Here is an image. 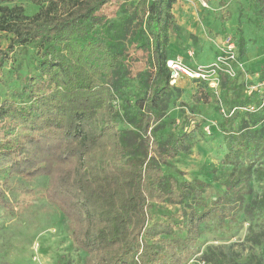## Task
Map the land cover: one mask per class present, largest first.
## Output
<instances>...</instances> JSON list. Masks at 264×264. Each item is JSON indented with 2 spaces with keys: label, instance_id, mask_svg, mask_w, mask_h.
<instances>
[{
  "label": "trees",
  "instance_id": "1",
  "mask_svg": "<svg viewBox=\"0 0 264 264\" xmlns=\"http://www.w3.org/2000/svg\"><path fill=\"white\" fill-rule=\"evenodd\" d=\"M28 1L39 7L31 17L19 6H0V32L12 36L0 50V70L16 47L36 48V63L20 90L0 102L3 181L14 175L48 177L45 198L67 220L71 242L86 255L85 264H186L200 226L213 219L222 223L225 215L232 218L223 204L250 180L254 161L264 154V107L222 117L223 162L233 169L223 182V197L207 206L203 194L209 183L163 173L162 166L183 149L186 125L166 140L155 137L163 103L180 92L170 84L166 68L169 39L179 30L172 13L178 0ZM112 3L119 4L114 19L101 12ZM253 8L255 24L264 33V0H253ZM129 48L140 52L145 65L134 85L126 77ZM237 79L220 77L226 108L259 104L260 98L251 101L253 94L241 97ZM120 122L129 128H120ZM39 158H51L52 166H43ZM185 200L192 206L181 212L178 223L149 222L155 205ZM256 207L264 214V196ZM176 226L183 234L172 238ZM243 264L263 263L251 257Z\"/></svg>",
  "mask_w": 264,
  "mask_h": 264
},
{
  "label": "rangeland",
  "instance_id": "2",
  "mask_svg": "<svg viewBox=\"0 0 264 264\" xmlns=\"http://www.w3.org/2000/svg\"><path fill=\"white\" fill-rule=\"evenodd\" d=\"M0 6H19L30 17L39 9L28 0H0ZM118 11L117 3L101 10L110 19H114ZM172 13L179 30L169 39L168 58L177 57L190 67L209 65L230 39L244 67L236 83L241 86V97L247 98V91L258 86V77L264 67V33L255 24L253 0H178ZM11 38L10 34L0 32V50L6 49ZM35 52L34 44L18 46L3 62L0 102L20 90L23 78L32 72L36 63ZM127 56L129 71L126 77L134 85V77L145 65L140 52L129 48ZM173 87L180 92H173L163 103L162 127L155 137L166 140L184 125L186 135L183 149L168 159V166L161 165L163 173L179 181L209 183L203 202L210 206L223 197V182L233 169L223 162L226 150L219 129L222 116L218 102L213 95L200 92L187 78L178 80ZM255 91L251 101L264 97V87ZM220 100L226 108V95L221 93ZM114 104L119 106L121 102L116 99ZM128 111L134 112L129 106ZM206 126H210L209 136L204 132ZM119 127L129 128L125 122H120ZM39 159L43 166L53 164L51 158ZM3 179L4 174L0 172V264H85L86 255L71 242L67 220L45 198L48 177L14 175L7 182ZM263 196L264 154L254 161L250 180L234 190L223 204L231 210L232 218L225 215L222 223L213 219L201 225L193 256L186 264H214L224 260L243 264L251 257L264 264V214L256 207ZM189 206H192L190 200L155 205L149 212V222L178 223L181 212ZM182 234L176 226L171 237Z\"/></svg>",
  "mask_w": 264,
  "mask_h": 264
},
{
  "label": "built area",
  "instance_id": "3",
  "mask_svg": "<svg viewBox=\"0 0 264 264\" xmlns=\"http://www.w3.org/2000/svg\"><path fill=\"white\" fill-rule=\"evenodd\" d=\"M166 68L169 72L171 85L182 78H187L203 86L206 91L213 93L217 98L219 112L223 118H230L243 113H255L264 107V97L259 99V104L250 103L243 107H233L231 109H227L222 105L219 87L220 77L234 79L238 73L244 72L243 62L238 59L235 44L230 39H227L214 61L209 65L190 67L176 57L166 60ZM258 87H264V83L258 84L257 87H251L247 91L248 96L256 92L255 90ZM204 132L209 135V128L205 127Z\"/></svg>",
  "mask_w": 264,
  "mask_h": 264
},
{
  "label": "crops",
  "instance_id": "4",
  "mask_svg": "<svg viewBox=\"0 0 264 264\" xmlns=\"http://www.w3.org/2000/svg\"><path fill=\"white\" fill-rule=\"evenodd\" d=\"M174 58H176V57H174Z\"/></svg>",
  "mask_w": 264,
  "mask_h": 264
}]
</instances>
